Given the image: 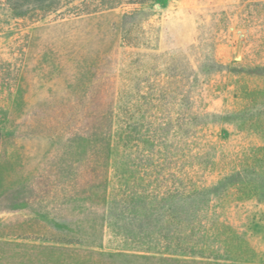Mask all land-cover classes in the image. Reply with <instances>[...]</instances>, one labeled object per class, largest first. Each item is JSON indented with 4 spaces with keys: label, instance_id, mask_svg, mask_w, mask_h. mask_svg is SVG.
Listing matches in <instances>:
<instances>
[{
    "label": "rangeland",
    "instance_id": "1",
    "mask_svg": "<svg viewBox=\"0 0 264 264\" xmlns=\"http://www.w3.org/2000/svg\"><path fill=\"white\" fill-rule=\"evenodd\" d=\"M0 264H264V0H0Z\"/></svg>",
    "mask_w": 264,
    "mask_h": 264
},
{
    "label": "trees",
    "instance_id": "2",
    "mask_svg": "<svg viewBox=\"0 0 264 264\" xmlns=\"http://www.w3.org/2000/svg\"><path fill=\"white\" fill-rule=\"evenodd\" d=\"M151 1L155 0H5L12 10L28 6L35 12L54 11L59 15L76 17L98 13L124 3L146 4Z\"/></svg>",
    "mask_w": 264,
    "mask_h": 264
}]
</instances>
